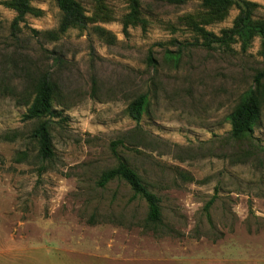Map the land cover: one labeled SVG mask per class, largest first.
<instances>
[{
    "label": "rangeland",
    "instance_id": "obj_1",
    "mask_svg": "<svg viewBox=\"0 0 264 264\" xmlns=\"http://www.w3.org/2000/svg\"><path fill=\"white\" fill-rule=\"evenodd\" d=\"M28 1L15 21L0 0V264H264V0H75L84 25L65 32L55 0ZM43 75L51 113L25 119ZM250 90L258 114L235 137ZM117 156L158 220L125 181L99 184Z\"/></svg>",
    "mask_w": 264,
    "mask_h": 264
},
{
    "label": "trees",
    "instance_id": "obj_2",
    "mask_svg": "<svg viewBox=\"0 0 264 264\" xmlns=\"http://www.w3.org/2000/svg\"><path fill=\"white\" fill-rule=\"evenodd\" d=\"M61 12L60 31L65 32L68 28L78 27L84 25L85 17L81 12L79 4L75 0H55ZM171 3H185L188 0H168ZM10 6L15 9L17 15L15 21L21 20L25 14L30 10L28 0H9ZM248 15L241 20V25H247ZM240 25V26H241ZM248 26V25H247ZM252 29L259 33L264 43V25L253 26ZM243 30L236 28L229 33L239 34ZM231 35L222 40L226 43L231 38ZM264 81V71L260 72L255 77V82ZM54 86L47 75H43L36 84L35 96L24 118L28 120L44 118L51 113V99L53 95ZM145 104V97L140 96L128 106L129 116L139 121ZM258 101L255 98L253 90H250L244 100L230 113L228 116L231 124V133L233 136H243L252 131L253 123L258 114ZM33 136L38 142V152L41 160L45 161L52 157L53 148L51 144V135L49 132V125L46 120L40 122L33 132ZM118 164L115 168L104 172L100 178L99 184L103 186L107 182L118 179L125 181L134 195L143 199L148 208V218L158 220L160 217V201L159 198L150 192L143 184L137 173L129 168L124 160L117 156ZM208 203L205 207L207 210Z\"/></svg>",
    "mask_w": 264,
    "mask_h": 264
}]
</instances>
